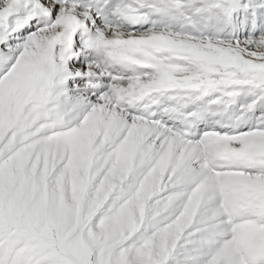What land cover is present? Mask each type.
I'll list each match as a JSON object with an SVG mask.
<instances>
[{
    "label": "snow or ice",
    "instance_id": "6c2138e0",
    "mask_svg": "<svg viewBox=\"0 0 264 264\" xmlns=\"http://www.w3.org/2000/svg\"><path fill=\"white\" fill-rule=\"evenodd\" d=\"M0 264H264V0H0Z\"/></svg>",
    "mask_w": 264,
    "mask_h": 264
}]
</instances>
